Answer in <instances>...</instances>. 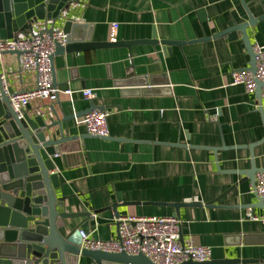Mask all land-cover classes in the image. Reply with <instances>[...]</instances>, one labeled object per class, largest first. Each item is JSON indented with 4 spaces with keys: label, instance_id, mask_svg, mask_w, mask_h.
I'll use <instances>...</instances> for the list:
<instances>
[{
    "label": "crops",
    "instance_id": "0c3cea01",
    "mask_svg": "<svg viewBox=\"0 0 264 264\" xmlns=\"http://www.w3.org/2000/svg\"><path fill=\"white\" fill-rule=\"evenodd\" d=\"M244 1L255 17L264 14V0ZM68 16L78 25L68 34L75 41H111L112 25L118 24L115 41L156 35L184 44L166 53L162 44L144 43L54 55L55 84L71 88L72 98L35 100L23 115L49 118L51 107L61 118L60 108L79 115L63 123L65 135L76 136L60 146L69 157L58 172L66 212H91V237L105 241L120 230L115 212L107 209L114 203L121 204L120 216L176 215L182 240L210 246L211 260L264 264V221L249 216L264 215V207L249 206L258 202L249 172L253 163L264 170V114L256 93L232 83V71L250 63L245 42L213 37L248 21L243 1L79 0ZM248 35L264 46V19L250 26ZM153 67L160 72L148 91L136 81L118 85L130 74L135 80L149 75ZM0 68L14 93L36 87V74L22 70L18 54L3 55ZM84 89L94 90L93 100L83 97ZM93 103L110 112L111 139L89 134L80 123ZM176 203L194 204L176 209ZM85 220H66V232ZM80 263L92 260L82 257Z\"/></svg>",
    "mask_w": 264,
    "mask_h": 264
},
{
    "label": "water",
    "instance_id": "95a60500",
    "mask_svg": "<svg viewBox=\"0 0 264 264\" xmlns=\"http://www.w3.org/2000/svg\"><path fill=\"white\" fill-rule=\"evenodd\" d=\"M242 1L249 16L248 21L234 24L224 31L217 32L213 37L227 35L230 40L241 38L251 59L249 66L240 70L255 73L256 55L248 28L263 20L264 14L255 17L245 1ZM77 2L79 0H0V38L11 39L19 34H30L38 27L41 33L52 35L60 25H63L62 30L65 33L70 34L78 27L74 19L68 16L70 8ZM69 36L67 45H57L54 55L103 47L131 48L133 45L144 43L154 46L162 44L166 53L172 51V46L181 47L184 44L182 41L159 40L156 35L149 40L107 42H94L90 37L75 41ZM203 39L207 41L211 37ZM9 53L21 55L19 51L5 52L3 55ZM54 55L51 58L52 65ZM148 72L149 75L145 73L136 80L131 79L133 75L130 74L128 78L120 80L118 85L129 87L136 81L137 85L143 87V92L148 91L146 89H149V86L157 83V78L153 74L160 71L153 67L148 68ZM7 82H4L0 68V264H81L82 257L91 259L92 264H155L144 254L131 255L126 252L113 253L82 248L81 231L90 232L89 222L93 220V216L89 211L66 212L67 197L63 194V182L58 173L64 170L69 158L61 153L60 146L76 138L65 135L63 123L79 115H65L63 108H60L61 114H64L61 118L59 112L51 107L49 118H45L44 113L34 118L27 113L19 117L10 102L14 94L13 87ZM263 86L262 82L257 81L256 96L262 114H264ZM91 105L83 112V116L95 108L105 109L94 103ZM101 138L111 139L110 136ZM259 171L262 169L253 163L249 172L253 184ZM58 191L62 196L58 195ZM256 197L258 202L249 206L252 209L257 206L264 207V201L257 195ZM193 204L176 203L175 206L178 209L181 205ZM120 205L117 202L107 209H112L119 218ZM78 217L87 220L66 232L68 228L66 220ZM181 241L183 242L182 238ZM257 261L227 258L206 262L188 260L182 264H249L258 263Z\"/></svg>",
    "mask_w": 264,
    "mask_h": 264
},
{
    "label": "built area",
    "instance_id": "2783aa9c",
    "mask_svg": "<svg viewBox=\"0 0 264 264\" xmlns=\"http://www.w3.org/2000/svg\"><path fill=\"white\" fill-rule=\"evenodd\" d=\"M118 24L112 25L111 40L115 41ZM68 34L62 29L50 35L41 33L40 27L30 34H19L11 39L0 38V59L5 52H21L20 67L25 72L36 74L34 88L16 92L11 96L10 102L13 109L23 116L25 108L35 100L47 99L58 101L63 94L72 98L74 91L60 88L54 82L53 65L51 58L56 53L57 45L66 46ZM256 55V72L248 70L232 71V83L243 85L247 92L256 93L257 81L264 84V46L254 44ZM4 82L6 83L5 79ZM83 97L93 100V89L82 90ZM264 99V86L262 88ZM110 112L95 108L82 116V123L89 134L97 137H108ZM253 192L264 201V170L256 173ZM251 218L264 221V215ZM119 226L118 237L112 240H100L91 237L90 232L81 231L82 248L100 250L105 252H126L131 255L144 254L155 264H182L188 260L206 262L212 259L210 246L196 245L191 239L181 241L182 220L174 216H140L124 215L117 218Z\"/></svg>",
    "mask_w": 264,
    "mask_h": 264
}]
</instances>
